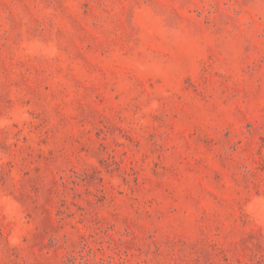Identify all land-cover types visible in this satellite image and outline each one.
Returning <instances> with one entry per match:
<instances>
[{
    "label": "rangeland",
    "instance_id": "374dc122",
    "mask_svg": "<svg viewBox=\"0 0 264 264\" xmlns=\"http://www.w3.org/2000/svg\"><path fill=\"white\" fill-rule=\"evenodd\" d=\"M0 264H264V0H0Z\"/></svg>",
    "mask_w": 264,
    "mask_h": 264
}]
</instances>
